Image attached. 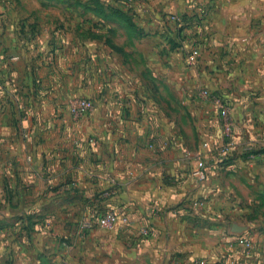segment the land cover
I'll return each mask as SVG.
<instances>
[{
    "label": "rangeland",
    "instance_id": "obj_1",
    "mask_svg": "<svg viewBox=\"0 0 264 264\" xmlns=\"http://www.w3.org/2000/svg\"><path fill=\"white\" fill-rule=\"evenodd\" d=\"M160 217L264 244V0H0V264H99L109 229L150 264Z\"/></svg>",
    "mask_w": 264,
    "mask_h": 264
},
{
    "label": "crops",
    "instance_id": "obj_2",
    "mask_svg": "<svg viewBox=\"0 0 264 264\" xmlns=\"http://www.w3.org/2000/svg\"><path fill=\"white\" fill-rule=\"evenodd\" d=\"M99 134V133H98ZM73 136V135H72ZM99 153V145L97 147ZM205 186V188H203ZM207 182H204L201 189L203 188L202 195L212 194L217 197L220 194V187L213 186V190L206 188ZM228 194L231 193L230 188H226ZM181 194L176 195L177 199L181 198ZM170 198V194L161 189V192L157 193L154 187H149L146 193V203L151 205L153 200H157L161 207L167 205ZM237 214V211H236ZM238 216L244 215V212L238 213ZM164 217H160L157 225L159 227H145L147 236L145 237V249L146 254L144 256L145 262L150 264H191L195 257L204 256V258L209 261L216 262L223 257V262L225 264H262V251L264 244L261 241V237L258 235V231L255 229L251 230V233H247L250 236L253 245V254L243 252V249L223 247L218 249V244L220 238L219 233L226 227H213L210 231H206V236H200V230L198 227H185L184 225L178 226V224L169 225L170 227H165ZM224 222V221H223ZM99 237L90 239L92 248L99 249V264H107L104 253L107 248L117 245L119 240L116 238L115 229L106 230L105 234H100ZM104 232V231H103ZM224 232V231H223ZM102 233V232H101ZM94 231L88 234V238L92 237ZM233 238V237H231ZM231 240V239H230ZM225 252L223 255L222 253ZM85 261H92L88 255H83ZM118 260V259H117ZM75 263V262H74ZM88 263V262H87ZM111 263L117 264L115 261Z\"/></svg>",
    "mask_w": 264,
    "mask_h": 264
},
{
    "label": "built area",
    "instance_id": "obj_3",
    "mask_svg": "<svg viewBox=\"0 0 264 264\" xmlns=\"http://www.w3.org/2000/svg\"><path fill=\"white\" fill-rule=\"evenodd\" d=\"M192 174L198 180H204L205 179V177H206V169L204 168V165H203L202 162H199V165L195 169L192 170ZM109 219L110 220H114L113 215H108V218L103 219L102 220V224L104 226H108V223H109L108 220ZM104 228H109V227H104Z\"/></svg>",
    "mask_w": 264,
    "mask_h": 264
}]
</instances>
